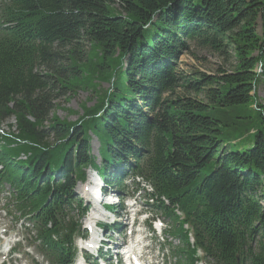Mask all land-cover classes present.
Here are the masks:
<instances>
[{
  "label": "trees",
  "instance_id": "16d2710c",
  "mask_svg": "<svg viewBox=\"0 0 264 264\" xmlns=\"http://www.w3.org/2000/svg\"><path fill=\"white\" fill-rule=\"evenodd\" d=\"M192 49L228 69L182 71L183 55L198 59ZM262 83L264 0H2L0 128L14 124L0 129V186L15 190L31 246L72 264L87 211L75 187L93 169L120 188L130 170L169 200L154 207L177 225L186 264L199 252L264 264ZM77 90L98 103L76 123L59 119L58 101Z\"/></svg>",
  "mask_w": 264,
  "mask_h": 264
},
{
  "label": "rangeland",
  "instance_id": "374dc122",
  "mask_svg": "<svg viewBox=\"0 0 264 264\" xmlns=\"http://www.w3.org/2000/svg\"><path fill=\"white\" fill-rule=\"evenodd\" d=\"M192 50L194 51V54L198 57V59H195L193 57V55H190V54L189 55H186V54L183 55L180 58V65H179V68L182 71H189L192 67H194V68L199 69L201 72H208L210 74H213L219 68L228 69V67L226 66V62H224V59L221 58L220 56L215 55L213 53H208L207 51H204V50H196V49H192ZM109 88H110L109 84H103L102 85V89L105 92L107 90H109ZM70 95H71L70 98L63 97L62 99H60L58 101L59 107L56 109L57 117L61 120H67V122H69V123H76L81 119V117L83 116L82 106L84 104H86L88 107L91 108L98 103V98H96V95L91 94L88 91L77 90V92L75 94H70ZM258 98L261 100V102L264 101V84L263 83L258 86ZM245 114H248V113L245 112ZM12 124H14V120H10L6 124H3L0 129H2V131H4V133L9 134L8 126H10ZM236 143H237V141H236ZM89 144L91 147V154H90L91 157L94 158L95 161L97 162L98 166L101 167V164L103 163V159H102L101 153H100L101 148H102L100 141L94 135L90 134ZM114 170L115 169H113V170L111 169V172H114ZM93 176H95V177H93ZM95 179H96V181L99 179L98 182H100V181L104 182L102 175L99 174V170L98 171L93 170V169L88 170L87 171V180L93 181ZM81 186H84V184L78 183L77 187H75L74 192L76 193L77 198L82 199L83 202L88 206L89 203L86 200H84L81 196V193H82L81 189H80ZM126 193H128L129 195H132L131 188H129L126 191ZM129 195H127V196H129ZM8 205L9 204H8L7 199L0 195V237L5 238V236H6L8 238V240H11V244H10L9 248H12V246L14 244H16L17 242L20 241L22 243V241H21L22 239H20V237H21L20 226H18L15 222L16 220H18V216L14 212V208L11 206L8 208ZM95 209L96 208H94L92 210V212H94ZM90 210H91V207L89 209V212H90L89 214L92 213ZM102 214L103 213L101 212L100 215H102ZM88 218H89V216H88ZM103 218L105 219L106 222L110 221L109 219L106 218V216ZM162 218H159L161 220V222L168 224V221H166L165 219H162ZM149 219L151 221V216H149ZM85 225H86V227L89 226L87 224V222H85ZM10 231H11V236H9ZM108 235H113V233H109ZM115 237L117 238V236H115ZM163 238H165V236H162L161 239H159V240L162 241ZM157 244L159 245L158 241H157ZM0 245H3V243ZM179 246L181 247L182 245L180 244ZM24 247H27L26 239H25V242L23 241V244L21 246H19V249L24 250ZM29 252H30L32 258H35V255H36L35 252H33L31 250H29ZM167 252L168 251H166V257H164V258L158 256L155 250H154L153 254L155 255V258L159 264H176V260H175L174 256L172 254L167 256L169 254ZM1 253H3L2 250H1ZM79 253H80V251H79ZM5 256H6V254H2L1 260H3ZM79 257L80 256H78V258ZM198 257H200V260L202 259L201 260L202 263L212 264L210 259L206 261V259L203 258V256L198 255ZM38 260L41 262L42 259L40 257H38ZM10 264H33V263L31 262V259H29V257L24 258L23 255L22 256L17 255L14 258V261L12 260ZM41 264H46V263L43 262Z\"/></svg>",
  "mask_w": 264,
  "mask_h": 264
},
{
  "label": "bare ground",
  "instance_id": "6f19581e",
  "mask_svg": "<svg viewBox=\"0 0 264 264\" xmlns=\"http://www.w3.org/2000/svg\"><path fill=\"white\" fill-rule=\"evenodd\" d=\"M93 177H95V176H93ZM98 187H101V183L98 182V180L96 181V179H95L93 181L89 180L88 183L84 186H81L80 189H81L82 194L85 196V198L87 200H89V201L91 200L94 203H97L100 200V197H99L98 190H95V189H97ZM94 208H96V209L94 210V212H92V210ZM93 209L91 210L92 213L89 214V218L86 220L87 224L89 225V226H87V228L92 227V229H93L94 224L97 223L99 216L105 217L103 214L100 215L102 210H101V208H99V206H95V207H93ZM95 244H96V241L91 239V241L89 243H87L85 246L92 247Z\"/></svg>",
  "mask_w": 264,
  "mask_h": 264
}]
</instances>
